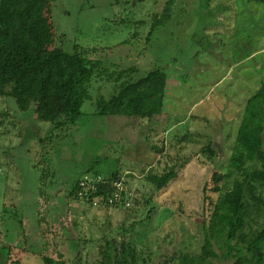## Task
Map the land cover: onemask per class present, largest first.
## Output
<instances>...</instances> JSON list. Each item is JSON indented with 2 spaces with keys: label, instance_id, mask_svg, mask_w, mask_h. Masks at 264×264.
<instances>
[{
  "label": "rangeland",
  "instance_id": "rangeland-1",
  "mask_svg": "<svg viewBox=\"0 0 264 264\" xmlns=\"http://www.w3.org/2000/svg\"><path fill=\"white\" fill-rule=\"evenodd\" d=\"M15 1L28 13L41 49H87L100 73L90 84L82 125L52 135L32 112L20 113L0 98V264H55L58 254L67 264H104L108 243L118 264H180L182 255H200L218 197L212 190L231 189L233 179L216 183L212 177L226 171L244 104L264 81V5ZM165 7L168 23L152 28ZM128 69L121 82L153 69L167 75L161 116L140 123L90 117L96 101L109 99L120 83L107 75ZM206 145L213 159L202 154ZM89 169L120 173L124 194L113 193L119 206L63 196V185ZM165 172L175 177L157 191L146 177ZM258 192L264 196V187ZM248 220L244 232L251 234L261 218Z\"/></svg>",
  "mask_w": 264,
  "mask_h": 264
},
{
  "label": "trees",
  "instance_id": "trees-1",
  "mask_svg": "<svg viewBox=\"0 0 264 264\" xmlns=\"http://www.w3.org/2000/svg\"><path fill=\"white\" fill-rule=\"evenodd\" d=\"M253 1L264 5V0ZM168 12L165 7L160 17H154L152 28L165 26ZM99 65L81 47L74 46L72 52L59 46L41 49L26 10L15 0H0V98L11 101L20 113L32 112L37 122L50 126V135L82 125L87 115L82 108L91 100L90 84L95 73H100ZM131 70H122L115 77L114 73L107 75L120 83L109 99L100 97L96 101V112L90 117L104 121L134 119L140 123L139 120L152 122L161 116L167 75L153 69L135 81L121 82ZM263 135L264 81L244 104L226 171L212 177L216 183L233 178L231 189L224 191L215 185L212 191L218 197L201 253L194 257L182 255L180 264H213L219 259L232 261L231 264H264V196L258 192L264 187ZM206 153L211 159L215 157L210 145L202 148V154ZM216 163L221 165L222 160L213 161ZM84 176L90 179L80 186ZM174 177L172 172H165L160 176L149 174L146 180L161 191ZM121 180L118 172L105 176L89 169L69 185H63V196L81 202L86 197L98 199L99 206L108 208V199L113 198L116 189L114 184ZM251 215L261 218V223L253 233L246 234L244 228ZM103 255L104 264H118L114 244L108 243ZM57 257L55 264H67L62 255Z\"/></svg>",
  "mask_w": 264,
  "mask_h": 264
},
{
  "label": "built area",
  "instance_id": "built-area-1",
  "mask_svg": "<svg viewBox=\"0 0 264 264\" xmlns=\"http://www.w3.org/2000/svg\"><path fill=\"white\" fill-rule=\"evenodd\" d=\"M90 179V176H84L83 180L80 183V186H84L85 185V181H88ZM121 182H116L114 184V187L116 188L115 191H122V189L120 188L121 186ZM81 196V194H80ZM121 196V195H120ZM83 197V196H81ZM84 201L88 202L90 205H95V206H99V200L98 199H91L90 197H86L83 199ZM115 203H120V198L118 196L113 195V198H109L108 199V205H114ZM126 207L129 206V203H125Z\"/></svg>",
  "mask_w": 264,
  "mask_h": 264
},
{
  "label": "crops",
  "instance_id": "crops-1",
  "mask_svg": "<svg viewBox=\"0 0 264 264\" xmlns=\"http://www.w3.org/2000/svg\"><path fill=\"white\" fill-rule=\"evenodd\" d=\"M178 125H179V123H178Z\"/></svg>",
  "mask_w": 264,
  "mask_h": 264
}]
</instances>
